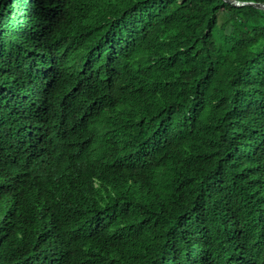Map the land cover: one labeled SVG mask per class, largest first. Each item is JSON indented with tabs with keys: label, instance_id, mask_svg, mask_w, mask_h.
I'll return each mask as SVG.
<instances>
[{
	"label": "trees",
	"instance_id": "trees-1",
	"mask_svg": "<svg viewBox=\"0 0 264 264\" xmlns=\"http://www.w3.org/2000/svg\"><path fill=\"white\" fill-rule=\"evenodd\" d=\"M0 264H264V9L0 0Z\"/></svg>",
	"mask_w": 264,
	"mask_h": 264
},
{
	"label": "water",
	"instance_id": "water-1",
	"mask_svg": "<svg viewBox=\"0 0 264 264\" xmlns=\"http://www.w3.org/2000/svg\"><path fill=\"white\" fill-rule=\"evenodd\" d=\"M227 3H230L231 5L234 6H245V5H250L253 7L261 8L264 9V2H245V1H239V0H224Z\"/></svg>",
	"mask_w": 264,
	"mask_h": 264
}]
</instances>
